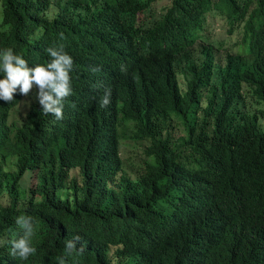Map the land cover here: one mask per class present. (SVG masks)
Instances as JSON below:
<instances>
[{
    "label": "trees",
    "instance_id": "1",
    "mask_svg": "<svg viewBox=\"0 0 264 264\" xmlns=\"http://www.w3.org/2000/svg\"><path fill=\"white\" fill-rule=\"evenodd\" d=\"M156 1L0 0V52L74 60L62 120L0 100V238L29 215L36 248L0 264H264V0ZM208 17L248 55L216 54Z\"/></svg>",
    "mask_w": 264,
    "mask_h": 264
},
{
    "label": "clouds",
    "instance_id": "2",
    "mask_svg": "<svg viewBox=\"0 0 264 264\" xmlns=\"http://www.w3.org/2000/svg\"><path fill=\"white\" fill-rule=\"evenodd\" d=\"M210 18L206 20L204 27L203 39L206 43L212 44L216 48V54L242 55V46L237 37L236 49L223 42L215 41L211 38L209 27ZM63 39V33L60 34ZM50 60L45 65L37 64L35 67H29L28 61L18 54H14L12 49H5L0 52V66L4 76L0 79V100L5 103L14 101V94L19 92L20 95L27 96L35 88L38 89L36 99L41 106L43 115H52L56 120L64 118V106L66 100L73 94L71 73L74 70V60L65 50L63 45L58 47H49L46 49ZM111 102V90L105 89L104 95L100 99L101 107H107ZM16 225L22 230L23 234L18 239L10 241L0 238V246L4 244L11 245V255L19 257L21 260H27L35 254L36 248L32 246L31 238L35 234L33 217L29 215H19L15 220ZM81 237L76 236L68 240L65 245V251L71 255L73 251L82 253L84 244L77 248V243ZM59 264H65L63 259Z\"/></svg>",
    "mask_w": 264,
    "mask_h": 264
},
{
    "label": "rangeland",
    "instance_id": "3",
    "mask_svg": "<svg viewBox=\"0 0 264 264\" xmlns=\"http://www.w3.org/2000/svg\"><path fill=\"white\" fill-rule=\"evenodd\" d=\"M170 2H171V0H157L155 3L152 4V7H153L152 10H156L157 13H161L163 11V9H165V7L170 5ZM209 22H210L209 23L210 24L209 31H210L211 38L213 40L218 41V42H223L226 45H229L230 41L233 38L235 39L236 35H234V36L229 35L228 28L225 24H223V21L219 20L218 18H216V19L210 18ZM37 91H38V89L34 87V89L31 91V93L29 95L25 96L24 101H26L30 104L32 102H37L38 101L36 99ZM259 107L260 106H258L256 108H259ZM256 108H250V109L255 110ZM18 119H19V117H18ZM173 125H174V131H176V132H172V135L174 138H176L179 136V133H177V129L175 127V124H173ZM128 152H129V150L127 148H121V154L122 155H126ZM71 176H72V178L78 177L77 179H79V181H80L79 172L77 170L71 171ZM36 181H37V178H36L35 174H31L28 176V182L25 185L28 188L34 187L36 185ZM1 202L3 204H6L7 200L4 198Z\"/></svg>",
    "mask_w": 264,
    "mask_h": 264
}]
</instances>
